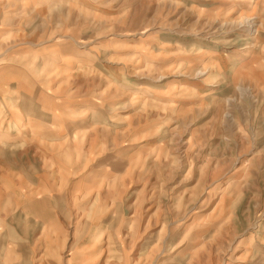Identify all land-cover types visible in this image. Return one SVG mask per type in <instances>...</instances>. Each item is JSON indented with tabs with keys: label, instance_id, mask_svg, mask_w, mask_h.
<instances>
[{
	"label": "rangeland",
	"instance_id": "obj_1",
	"mask_svg": "<svg viewBox=\"0 0 264 264\" xmlns=\"http://www.w3.org/2000/svg\"><path fill=\"white\" fill-rule=\"evenodd\" d=\"M0 264H264V0H0Z\"/></svg>",
	"mask_w": 264,
	"mask_h": 264
},
{
	"label": "crops",
	"instance_id": "obj_2",
	"mask_svg": "<svg viewBox=\"0 0 264 264\" xmlns=\"http://www.w3.org/2000/svg\"><path fill=\"white\" fill-rule=\"evenodd\" d=\"M58 186V185H57ZM54 199H57V197H55Z\"/></svg>",
	"mask_w": 264,
	"mask_h": 264
}]
</instances>
